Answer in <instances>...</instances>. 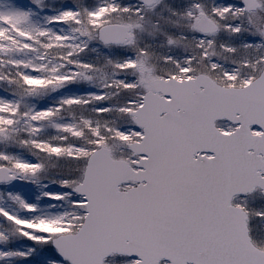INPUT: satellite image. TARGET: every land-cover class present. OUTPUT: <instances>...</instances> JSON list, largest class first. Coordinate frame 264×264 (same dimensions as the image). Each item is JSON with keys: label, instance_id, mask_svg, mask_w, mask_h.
<instances>
[{"label": "snow or ice", "instance_id": "obj_1", "mask_svg": "<svg viewBox=\"0 0 264 264\" xmlns=\"http://www.w3.org/2000/svg\"><path fill=\"white\" fill-rule=\"evenodd\" d=\"M0 264H264V0H0Z\"/></svg>", "mask_w": 264, "mask_h": 264}]
</instances>
